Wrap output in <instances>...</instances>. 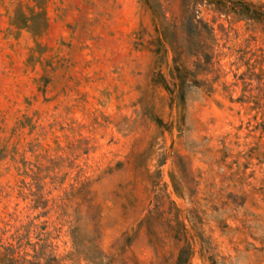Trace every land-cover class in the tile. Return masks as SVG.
I'll list each match as a JSON object with an SVG mask.
<instances>
[{
    "label": "rangeland",
    "instance_id": "374dc122",
    "mask_svg": "<svg viewBox=\"0 0 264 264\" xmlns=\"http://www.w3.org/2000/svg\"><path fill=\"white\" fill-rule=\"evenodd\" d=\"M182 1L0 0V264H264V28Z\"/></svg>",
    "mask_w": 264,
    "mask_h": 264
},
{
    "label": "trees",
    "instance_id": "16d2710c",
    "mask_svg": "<svg viewBox=\"0 0 264 264\" xmlns=\"http://www.w3.org/2000/svg\"><path fill=\"white\" fill-rule=\"evenodd\" d=\"M201 7L211 9L225 17H232L236 21H254L261 24L264 28L263 3H254L249 0H183L182 19L185 22L182 26L184 33L183 43L179 47L173 43H168L176 58L180 59L182 53H187L198 59V65L201 64L200 57L205 59L204 63H210V60L206 59V57L209 56L207 50L212 41H214V29L199 16V8ZM176 58H174V62H176ZM261 80L264 90L263 76H261Z\"/></svg>",
    "mask_w": 264,
    "mask_h": 264
}]
</instances>
